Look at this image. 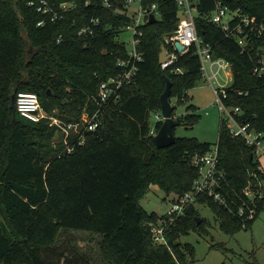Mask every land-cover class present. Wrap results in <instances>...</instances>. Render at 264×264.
Segmentation results:
<instances>
[{"label": "trees", "instance_id": "obj_1", "mask_svg": "<svg viewBox=\"0 0 264 264\" xmlns=\"http://www.w3.org/2000/svg\"><path fill=\"white\" fill-rule=\"evenodd\" d=\"M36 1L0 0V264H53L50 256L59 229L99 235V255L107 264H193V246L181 243L179 237L190 230L208 233L202 219L195 223V203L206 204L225 233L250 228L264 197L256 203L254 216L242 220L236 215L238 201L230 212L210 196L198 195L167 228L169 249L150 239L148 226L158 214L146 212L138 198L151 184L174 195L189 190L196 175L190 156L210 147L208 142L184 136L157 147L150 133L149 112L160 110L163 75L171 83L169 101L175 98V106L201 78L200 61L192 47L165 68L158 63L160 44L170 48L164 38L177 23L175 4L141 0L143 6L155 2L159 17L141 26L136 49L142 59L136 63V73L122 86L118 100L103 109L97 128L65 153L63 145L53 141L57 139L54 127L18 114L15 94L34 92L45 112L55 108L65 121L79 118L84 107L91 114L98 83L121 70L116 62L125 56V48L118 36L126 19L112 11L121 6L119 0H109L110 8H104L102 0L87 4L75 0L77 6L54 21L36 11ZM226 3L264 24V0ZM211 6L212 0H206L200 10ZM91 18H97L98 24H91ZM41 19L43 24L37 25ZM87 25L92 27L91 34L78 33ZM195 25L197 34L210 43L212 57L230 65L225 102L238 106L240 120L264 133V74L252 72L254 49L264 33L257 37L244 27L247 45L241 50L202 18H196ZM48 89L51 94H46ZM196 118L191 112L174 116L177 125L184 126ZM160 123L156 119L154 132ZM216 144L227 196L235 199L245 186L256 190L258 182L264 183L258 160H250L252 149L230 136L219 120ZM210 247L228 251L223 243Z\"/></svg>", "mask_w": 264, "mask_h": 264}, {"label": "built area", "instance_id": "obj_2", "mask_svg": "<svg viewBox=\"0 0 264 264\" xmlns=\"http://www.w3.org/2000/svg\"><path fill=\"white\" fill-rule=\"evenodd\" d=\"M172 1L176 6L177 23L170 34L164 38V42L170 45L166 49V60L160 64L162 68L172 63L177 54L186 52L190 47L200 61L201 78H203L212 89L214 94L213 103L216 105L219 122L222 123L228 134L237 137L252 149L254 158L258 155L264 157V133L255 130L248 122L240 120L241 110L238 106H232L225 102L228 98L226 88L217 82V78L222 73L228 76L231 73L229 63L221 58H213L210 51V43L197 34L195 19L202 18L207 23L219 28L225 36L232 38L236 44L245 50L247 45V34L244 27L249 31L253 30L255 36L259 37L264 33V24H257L254 16L242 12L240 8H230L228 0H212L210 10H200L201 2L206 0H164ZM88 0L84 1L87 4ZM120 7L112 9L113 13L122 15L126 23L121 27L120 33L126 30L131 31V48H127L125 42L119 40L125 48V56L116 62L121 70L113 76L102 79L97 86L95 94L92 96L94 110L89 114L84 107L79 118L65 121L56 115L45 112L38 96L34 92L18 91L15 94V107L20 116L32 122L44 120L48 126L55 127L58 134V141L64 147L65 153L73 151L76 145L84 142L85 135L94 131L100 123V115L103 109L119 98L122 86L132 81L136 73V63L142 59V53L137 51L136 46L142 35L141 26L148 23L149 15L153 14L157 20L159 13L156 3L152 2L148 6H143L141 0H119ZM32 4V2H28ZM104 8H110L109 0H102ZM77 6L75 0H37L36 11L46 13L50 21L61 18L63 13ZM99 20L91 18L90 23L97 25ZM43 24V19L37 25ZM78 33L91 34L92 27L87 25L81 28ZM182 45V49L177 51L174 43ZM174 71H180L176 68ZM252 72L256 75L264 74V40L254 49V62ZM215 80L217 86L213 87L211 81ZM155 118L161 120L160 110L154 112ZM152 135L154 129L150 130ZM190 163L196 168V175L191 182L189 190L181 195H174L169 201L166 211L149 223L150 239L154 244L164 245L169 249L166 238V230L176 219L184 215L185 208L194 203L198 195L210 196L212 200L221 204L228 211L232 212V205L238 201L236 215L242 220L250 219L255 214L256 198L264 197V183L258 182L257 189L252 190L249 185L242 189V196H227L225 173L218 165L217 144L210 147L203 153H193L190 156Z\"/></svg>", "mask_w": 264, "mask_h": 264}, {"label": "rangeland", "instance_id": "obj_3", "mask_svg": "<svg viewBox=\"0 0 264 264\" xmlns=\"http://www.w3.org/2000/svg\"><path fill=\"white\" fill-rule=\"evenodd\" d=\"M130 38L131 31L129 30L118 36L119 40L125 42L127 48L132 46ZM217 82L224 86L229 85L231 73L228 76L221 73ZM217 82L213 79L211 85L215 87ZM213 101L214 94L211 86L203 78H200L187 91L184 101L176 104L173 110V116H182L191 112L197 115L196 121L187 126L176 125L173 129L174 136L195 137L199 141L210 143V145L215 144L219 114ZM170 103L175 104V98H171ZM49 114L56 115L57 109H52ZM155 121L154 112L150 111L149 126L154 128ZM56 129L54 127L55 132ZM56 138L53 140L55 144L59 143L58 134ZM257 160L264 171V157L258 155ZM173 196L174 194L166 193L158 185L151 184L146 192L138 198V203L146 212H155L159 215L166 211ZM260 199L256 198V203ZM194 207L198 217L203 220V225L208 233L190 230L187 234L179 237L181 243L188 242L193 246V264H219L222 261L226 264H264V204L257 210L250 228H241L232 234L225 233L219 228L218 220L206 204L195 203ZM99 240V235L88 231L59 229L57 246L55 252L50 256L54 260L53 264H107L102 261L99 255ZM214 243H223L229 252H225V254L220 249L210 247ZM58 253H62V255L56 257Z\"/></svg>", "mask_w": 264, "mask_h": 264}, {"label": "water", "instance_id": "obj_4", "mask_svg": "<svg viewBox=\"0 0 264 264\" xmlns=\"http://www.w3.org/2000/svg\"><path fill=\"white\" fill-rule=\"evenodd\" d=\"M156 19L153 14L149 15L148 23L154 22ZM174 47L177 51L182 49V45L178 42L174 43ZM166 60V49L164 43L160 44V51L158 53V63L161 64ZM165 81V87L162 93L159 96L160 101V114L162 116L161 123L153 135V140L157 147H166L171 145L175 136L173 134V129L177 125V121L174 119L173 110L175 108L174 104H171L169 101L170 86L171 83L169 79L163 75ZM46 94H51L50 90L46 91ZM250 160L252 163H255L254 155L250 154ZM200 222V217L195 216V223Z\"/></svg>", "mask_w": 264, "mask_h": 264}, {"label": "crops", "instance_id": "obj_5", "mask_svg": "<svg viewBox=\"0 0 264 264\" xmlns=\"http://www.w3.org/2000/svg\"><path fill=\"white\" fill-rule=\"evenodd\" d=\"M152 129H154V128L150 127V130H152ZM227 252H229V250H228ZM227 252H226V253H227ZM226 253H225V254H226ZM222 262H223V261H222ZM223 263L226 264L225 262H223ZM219 264H220V263H219Z\"/></svg>", "mask_w": 264, "mask_h": 264}]
</instances>
